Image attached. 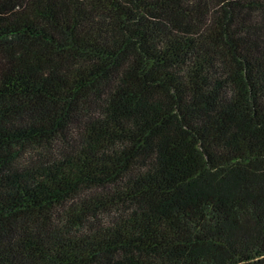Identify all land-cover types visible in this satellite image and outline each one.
I'll return each instance as SVG.
<instances>
[{"label":"trees","instance_id":"1","mask_svg":"<svg viewBox=\"0 0 264 264\" xmlns=\"http://www.w3.org/2000/svg\"><path fill=\"white\" fill-rule=\"evenodd\" d=\"M0 264H264V0H0Z\"/></svg>","mask_w":264,"mask_h":264}]
</instances>
